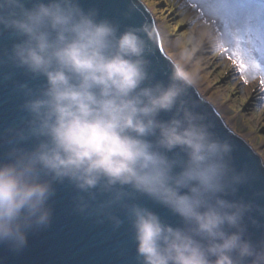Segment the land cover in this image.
<instances>
[{
    "label": "clouds",
    "instance_id": "obj_1",
    "mask_svg": "<svg viewBox=\"0 0 264 264\" xmlns=\"http://www.w3.org/2000/svg\"><path fill=\"white\" fill-rule=\"evenodd\" d=\"M142 33L82 0H0V65L40 81L18 86L25 115L0 133V243L49 226L67 182L79 213L127 220L138 264H264V190L238 195L256 174L187 99L179 63L155 79Z\"/></svg>",
    "mask_w": 264,
    "mask_h": 264
},
{
    "label": "water",
    "instance_id": "obj_2",
    "mask_svg": "<svg viewBox=\"0 0 264 264\" xmlns=\"http://www.w3.org/2000/svg\"><path fill=\"white\" fill-rule=\"evenodd\" d=\"M82 6L99 9L101 16L114 18L122 27L147 28L148 33L142 35L148 41L149 70L155 79L167 82L175 64L162 50L153 16L141 0H82ZM12 43L7 34L0 36V49L10 48ZM5 75L9 78L5 79ZM39 82L32 80L22 69L0 65V133L18 124L25 115L20 110L24 96L18 86L27 83L29 87H35ZM187 99L196 104V110L204 115L211 130L234 146L232 155L237 167L246 165L256 174L257 179L252 185L242 186L238 195L248 199L254 192L264 190L261 158L227 128L215 108L199 96L192 84L188 86ZM4 151L6 146L0 143V156ZM55 189V195L49 200L53 209L50 225L29 231L26 246L18 251L7 243H0V264H138L136 245L126 219L119 228L107 220L100 223L95 217L76 211L77 193L70 184H56ZM143 202L162 215H168L166 210ZM258 202L264 204V199ZM120 216L124 219L122 213ZM169 219L176 220L174 217ZM249 230L253 239L260 236V231Z\"/></svg>",
    "mask_w": 264,
    "mask_h": 264
},
{
    "label": "rangeland",
    "instance_id": "obj_3",
    "mask_svg": "<svg viewBox=\"0 0 264 264\" xmlns=\"http://www.w3.org/2000/svg\"><path fill=\"white\" fill-rule=\"evenodd\" d=\"M154 19L164 53L190 75L199 96L217 111L227 128L240 136L264 166V88L258 73L241 79L230 45L217 22L204 24L197 0H141Z\"/></svg>",
    "mask_w": 264,
    "mask_h": 264
},
{
    "label": "snow or ice",
    "instance_id": "obj_4",
    "mask_svg": "<svg viewBox=\"0 0 264 264\" xmlns=\"http://www.w3.org/2000/svg\"><path fill=\"white\" fill-rule=\"evenodd\" d=\"M191 7L219 23L217 31L230 45L225 51L244 83L247 72L258 73L264 88V0H197Z\"/></svg>",
    "mask_w": 264,
    "mask_h": 264
},
{
    "label": "bare ground",
    "instance_id": "obj_5",
    "mask_svg": "<svg viewBox=\"0 0 264 264\" xmlns=\"http://www.w3.org/2000/svg\"><path fill=\"white\" fill-rule=\"evenodd\" d=\"M209 21H210V19L208 17H203V19H202V23H204V24H207Z\"/></svg>",
    "mask_w": 264,
    "mask_h": 264
}]
</instances>
